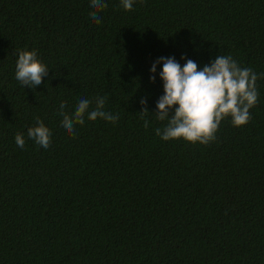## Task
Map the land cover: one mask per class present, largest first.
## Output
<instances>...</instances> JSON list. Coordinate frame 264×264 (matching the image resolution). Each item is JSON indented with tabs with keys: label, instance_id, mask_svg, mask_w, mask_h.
Returning a JSON list of instances; mask_svg holds the SVG:
<instances>
[{
	"label": "trees",
	"instance_id": "16d2710c",
	"mask_svg": "<svg viewBox=\"0 0 264 264\" xmlns=\"http://www.w3.org/2000/svg\"><path fill=\"white\" fill-rule=\"evenodd\" d=\"M0 0V264H264V79L251 119H224L207 144L163 141L157 65L231 55L264 72V0ZM37 51L48 76L15 79L17 50ZM119 114L60 125L81 98ZM39 117L44 149L27 137ZM22 132L23 149L14 136Z\"/></svg>",
	"mask_w": 264,
	"mask_h": 264
},
{
	"label": "clouds",
	"instance_id": "9594fccd",
	"mask_svg": "<svg viewBox=\"0 0 264 264\" xmlns=\"http://www.w3.org/2000/svg\"><path fill=\"white\" fill-rule=\"evenodd\" d=\"M135 0H120L125 11H131ZM89 17L93 23H102L100 12L108 7L106 0H89ZM15 63V79L23 86L36 88L48 76L49 68L37 57L35 49L17 50ZM183 66L174 57L157 58L150 71V82H154L157 65H162L159 79L163 82V95L155 104V113H149L146 99L141 98V119L148 114L164 122V126L155 128L156 136L163 141L183 138L190 143L207 145L216 139V132L221 122L230 117L235 127L243 126L251 119L250 109L258 103L259 92L257 80L264 79V72L257 74L251 67H241L231 55H217L208 64L200 67L192 59H185ZM106 96L94 98L95 107L91 108L93 100L81 98L69 114L65 111L66 102H61L58 114L62 117L61 127L70 136L75 135V125H84L85 116L89 121L98 118L116 123L119 114L104 110ZM143 127H149V121L144 119ZM27 137L44 149L52 142V132L39 118L35 124L27 128ZM15 143L21 149L25 146L22 132L14 136Z\"/></svg>",
	"mask_w": 264,
	"mask_h": 264
}]
</instances>
